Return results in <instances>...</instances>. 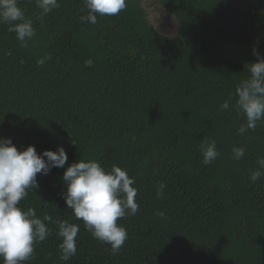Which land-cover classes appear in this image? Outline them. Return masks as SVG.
<instances>
[{"label": "trees", "instance_id": "trees-1", "mask_svg": "<svg viewBox=\"0 0 264 264\" xmlns=\"http://www.w3.org/2000/svg\"><path fill=\"white\" fill-rule=\"evenodd\" d=\"M147 1L126 0L92 24L79 19L84 0H58L44 16L37 0H18L36 32L27 47L0 23V137L68 154L20 205L79 226L76 254L63 260L58 223L46 222L51 235L24 264H264V176L250 180L264 157V121L240 135L246 118L235 108L258 57L231 63L217 53L224 41L262 35L264 55V0H153L176 20L173 35L153 24ZM204 139L220 153L209 165ZM234 146L245 147L242 159ZM79 159L134 178L139 210L118 220L128 238L116 255L66 205L62 177Z\"/></svg>", "mask_w": 264, "mask_h": 264}, {"label": "clouds", "instance_id": "clouds-1", "mask_svg": "<svg viewBox=\"0 0 264 264\" xmlns=\"http://www.w3.org/2000/svg\"><path fill=\"white\" fill-rule=\"evenodd\" d=\"M84 3L87 14L79 19L92 24L97 23V14L115 16L127 6L126 0H84ZM37 6L42 10L41 16L60 7L58 0H37ZM0 23L7 24V30L16 34L21 47H27L36 35L32 21L26 18L18 0H0ZM253 54L258 59L248 64L250 75L237 85L235 92V108L246 118V123L237 130L240 135L254 131L258 122L264 121V55L255 47ZM45 59L50 57L39 59L37 63L43 65ZM220 107L229 109V101L225 100ZM200 152L205 165L220 155L215 139L202 140ZM244 154V146L233 147V159L240 160ZM67 161L63 146L38 153L35 145L18 150L10 137H0V257L3 264H24L33 255L34 245L51 235L46 222L58 223L61 259L68 260L76 254L77 224L53 221L49 214L40 218L33 208L25 211L20 205L28 189L39 188L38 174L48 175L52 168H64ZM257 163L259 167L250 173L253 183L264 176V157H258ZM62 180L67 189L63 193L67 207L84 222L93 238L110 244L112 254H118L128 238L127 229L118 224V220L125 215H135L139 210L134 178L120 166L113 165L109 170L96 160L79 159L67 166ZM163 187L161 184L157 189L158 197L163 194ZM157 215L163 217L165 213L158 211Z\"/></svg>", "mask_w": 264, "mask_h": 264}, {"label": "rangeland", "instance_id": "rangeland-1", "mask_svg": "<svg viewBox=\"0 0 264 264\" xmlns=\"http://www.w3.org/2000/svg\"><path fill=\"white\" fill-rule=\"evenodd\" d=\"M150 13V19L153 24L167 35H173L177 28L175 19L169 17L160 6H156L153 0L145 2ZM263 37L258 36L248 43L236 44L231 41H224L218 49V55L231 63L244 61L248 57L255 56L253 48H257L260 52L262 50Z\"/></svg>", "mask_w": 264, "mask_h": 264}]
</instances>
